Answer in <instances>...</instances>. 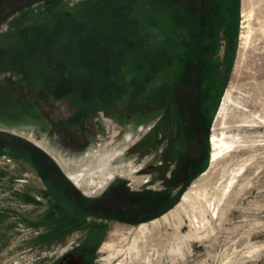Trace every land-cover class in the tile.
<instances>
[{
  "label": "rangeland",
  "instance_id": "374dc122",
  "mask_svg": "<svg viewBox=\"0 0 264 264\" xmlns=\"http://www.w3.org/2000/svg\"><path fill=\"white\" fill-rule=\"evenodd\" d=\"M160 1L59 0L0 25V264H51L73 241L90 264H264V0H231L217 16L205 69L185 74L175 61L174 75L142 80L127 69L147 47L134 18L154 16L158 28L176 20ZM155 56V68L169 67ZM183 108L208 126L205 141L182 148L200 164L183 185L150 184L133 172L132 154L160 144L164 131L181 140ZM214 134L236 142L215 162ZM97 152L116 154L107 177L78 186L70 173ZM115 178L113 211L104 210L100 195ZM125 182L135 198L123 197ZM144 185L152 190L139 192ZM151 192L167 196L152 202Z\"/></svg>",
  "mask_w": 264,
  "mask_h": 264
},
{
  "label": "trees",
  "instance_id": "16d2710c",
  "mask_svg": "<svg viewBox=\"0 0 264 264\" xmlns=\"http://www.w3.org/2000/svg\"><path fill=\"white\" fill-rule=\"evenodd\" d=\"M159 1L160 0H154V3H158ZM185 1L186 3L183 4L179 3L178 0H166L164 2L165 4L162 3L164 7L162 8V13H164L163 9L168 10L170 8L172 12L178 15V18L176 20L173 19L170 22L168 20L163 21L161 28L157 27L154 16L152 19L149 16L142 17L141 19L138 17L134 18L135 24L139 25L140 27L143 26V32L145 29L148 35L144 38L147 47H145L143 51H137V54L134 53L135 56H133V60H131V62H133L130 63L129 67L127 68L130 74H133V76L142 80L151 79L150 77L152 76H158L161 73L166 72H170L174 75L175 72H173V67H170V64L175 61H177L179 65L180 63L183 64L182 73L185 74L189 72L190 67L193 70H195L197 67L205 69L208 56L205 57L204 52L207 53L206 55L210 54L211 56L214 51L212 50V53L209 51H203V48L208 47L210 42H215L216 38L218 37L220 20L217 19V16L222 15V13L224 16L228 15L227 13L231 11V4H229L231 0H226V10H222V8L217 7L219 0H210V3L206 9V6L203 4L201 6V0ZM99 5L100 4H98L97 7H99ZM115 9L116 8H114V10ZM114 10L112 9L111 12L114 16L112 19L118 17L116 13H113ZM101 15L103 16H101V18L106 19L107 16L111 14H108L107 12ZM148 22H153V25L151 24V28L148 27ZM145 24H147L146 27L144 26ZM182 29L185 32H182ZM148 30L152 32L149 34ZM178 31L182 35L180 37L181 41H179L180 39L178 38ZM140 35L142 36V34ZM169 42L170 44H168ZM168 45L171 46L170 49ZM81 46H77V50H80ZM155 53H159L161 56L160 58H162L160 60V64L165 62V64L167 63L169 67L155 68L156 63L153 64ZM155 57L157 58V56ZM196 59L200 61V65L195 63ZM209 60L211 61L212 58H209ZM72 63L75 64L73 61ZM151 195L150 199L152 202L160 201L167 196V194L163 192L152 193Z\"/></svg>",
  "mask_w": 264,
  "mask_h": 264
},
{
  "label": "flooded vegetation",
  "instance_id": "af4514ba",
  "mask_svg": "<svg viewBox=\"0 0 264 264\" xmlns=\"http://www.w3.org/2000/svg\"><path fill=\"white\" fill-rule=\"evenodd\" d=\"M58 1L59 0H0V25L5 21L20 19L24 14V10H27L31 6L44 5L48 7L56 4ZM186 111L187 110L183 108L180 112L184 118L182 125L183 130L186 132L185 134L183 131L185 136L182 135L180 124L177 125L178 137L180 136L179 138H181V140H178V142L174 144L173 141H170L169 134L164 131L161 135V145L157 142L158 145L153 144L150 148L147 147L132 154L134 157V167L140 166L138 170L136 169L133 172L141 175H149L147 182H150V184L161 183L164 185H172L179 182L183 185L200 164V159L198 157H193L188 151L189 149L184 153L182 148L184 147L183 145L187 144L185 141H193L194 143L196 137L205 141L208 126L206 121L196 114L198 111L189 110L187 112L188 114ZM186 118H188V120ZM170 130H172V128ZM183 136L187 140H184ZM149 154H152V160L146 163L145 159ZM119 156L117 158H119ZM170 157L175 160L173 163L169 161ZM113 177H115V175ZM118 185L119 180L115 178L109 184L106 192L100 195L102 209L113 211L112 208L114 207V203L108 201L118 192ZM129 189H131L130 183L125 182L121 191H123V197L126 200L135 198L137 193L136 190ZM151 190L152 188L144 185L139 192L149 193L148 191ZM106 197H108V199ZM125 208L127 209L128 207ZM134 218L138 219L137 216H134ZM51 258L53 259L51 264H90L89 249L82 247V244L76 241L71 242L70 245L61 252L54 251Z\"/></svg>",
  "mask_w": 264,
  "mask_h": 264
},
{
  "label": "bare ground",
  "instance_id": "6f19581e",
  "mask_svg": "<svg viewBox=\"0 0 264 264\" xmlns=\"http://www.w3.org/2000/svg\"><path fill=\"white\" fill-rule=\"evenodd\" d=\"M252 14H253V11L251 10L249 12V17L248 15H246V17L250 19L252 17ZM246 22H248V20ZM235 144H236L235 140L227 138L225 134L212 135L210 139L212 161L215 162L225 153V151L231 149ZM96 154L98 155L95 156L96 159L94 160V162L91 161L89 166L85 170H83V172L70 173L71 180L75 182L78 186L82 185L83 180H88L89 186L97 187L100 184V182L107 177V174L103 173L108 168V166L105 164L109 163L114 158V156H116V154L112 153V155L109 157L104 156L103 154L98 153V152ZM195 189H196V186H193L190 191H195ZM163 220L166 221L167 218H164ZM158 222L153 223L152 228H155ZM122 231L123 229L118 228L115 230V233L117 235L119 232H122ZM114 237L115 236L113 235V239Z\"/></svg>",
  "mask_w": 264,
  "mask_h": 264
}]
</instances>
